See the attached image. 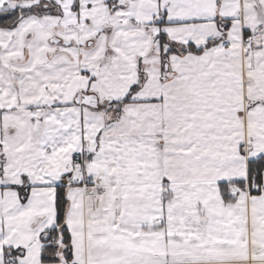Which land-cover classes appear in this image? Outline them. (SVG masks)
<instances>
[{"label": "crops", "instance_id": "crops-1", "mask_svg": "<svg viewBox=\"0 0 264 264\" xmlns=\"http://www.w3.org/2000/svg\"><path fill=\"white\" fill-rule=\"evenodd\" d=\"M27 1L0 10L19 9L0 26V127L10 110L44 108L68 141L38 171L11 173L3 149L0 264H264V171L260 191L248 184L264 156V0ZM85 107L114 117L93 115L71 153ZM59 186L83 262L61 238L58 261L43 260Z\"/></svg>", "mask_w": 264, "mask_h": 264}, {"label": "rangeland", "instance_id": "rangeland-1", "mask_svg": "<svg viewBox=\"0 0 264 264\" xmlns=\"http://www.w3.org/2000/svg\"><path fill=\"white\" fill-rule=\"evenodd\" d=\"M21 2L16 0H0V10L12 9L19 6ZM52 0H34L27 1L22 3V8L25 12L28 10H42L48 9L50 6H54ZM56 6V5H55ZM19 8V7H18ZM19 59H15V62L18 63ZM10 69L9 66H7ZM12 89L20 91L21 82L20 80H12ZM11 114L3 115V126L0 127V158L1 154H5L8 159V170L11 173H16V170L22 169L24 171H31L35 167V170L38 171L37 167H46L47 160V147H54V144H60L67 142L66 138L67 134L58 133L55 131L56 123L55 120L51 118H47V114H49V110L44 108L39 109H30V108H17L16 110H10ZM96 110H92L89 107H85L84 114H82V123L81 118L76 119L75 122V130L77 131V139L73 138V142L70 143L69 148L70 152L73 153L75 150H79V142L81 138L86 137L87 140L89 137V126H87L88 122L93 119V115H95V119L105 123L107 120H110L114 117V113L111 110L100 112V115L96 114ZM100 117V118H99ZM100 121V120H99ZM42 123L41 129L37 130V124ZM98 122V121H97ZM94 123V122H93ZM82 128V131H81ZM84 130L86 131V135L84 134ZM85 135V136H84ZM84 136V137H83ZM85 139V138H84ZM64 141V142H63ZM66 144V143H65ZM4 149V152L2 153ZM7 170V169H6ZM7 170V172H8ZM7 174L1 175L0 180L3 181L4 177ZM15 174H12V177ZM15 178V177H13ZM255 185V184H254ZM251 186V190L260 191V188H255ZM256 191V192H257ZM253 192V191H252ZM255 192V193H256ZM138 199H134V201H140V204L135 203V207H137V211H142V213H149L152 218L150 222H152L153 218H157L158 209L154 206H146L145 202L147 200L146 197H137ZM157 202V201H155ZM155 204L153 201L151 204ZM137 205V206H136ZM149 209V210H148ZM144 215V214H143ZM148 221V222H149ZM74 255V254H73ZM84 255V253H83ZM79 258L74 255V260L76 263L81 260L83 262L84 257ZM172 258H167L166 260H171ZM93 261V259H91ZM152 260H157L152 258Z\"/></svg>", "mask_w": 264, "mask_h": 264}, {"label": "trees", "instance_id": "trees-1", "mask_svg": "<svg viewBox=\"0 0 264 264\" xmlns=\"http://www.w3.org/2000/svg\"><path fill=\"white\" fill-rule=\"evenodd\" d=\"M16 1H23V0H16ZM19 10V9H18ZM18 10H14L13 12H9L6 15L0 16V26L9 25L12 21L17 18L19 13ZM165 35L160 36V42L162 46L165 45L166 41ZM211 44V43H209ZM195 50L193 47L186 49V51ZM172 52L175 51L174 48L171 49ZM177 51V50H176ZM264 171V156L257 159L252 160L249 162V178L248 184L253 186L254 184H262V175ZM243 184V187L246 186V183ZM227 185H221L222 191H226L225 187ZM255 193V191H253ZM27 193L24 192L23 195L25 197ZM68 201L66 197V190L64 186H59L58 188V195H57V207H58V226L50 231H48L47 235L44 237V240L47 242V245L43 251V260L45 262H56L58 261V241L61 238L62 243L64 245V255L67 261L71 262L73 260V250L70 240V234L66 229L65 226V213L67 209ZM20 251H12V254H19ZM9 252H7V255Z\"/></svg>", "mask_w": 264, "mask_h": 264}, {"label": "built area", "instance_id": "built-area-1", "mask_svg": "<svg viewBox=\"0 0 264 264\" xmlns=\"http://www.w3.org/2000/svg\"><path fill=\"white\" fill-rule=\"evenodd\" d=\"M256 36V34H254L252 37L248 38V40H250V42H252V39ZM82 160V156L81 155H75L74 156V161L76 162H80ZM68 181L70 183H74V184H86L87 181H85V179H82L81 177L75 175V173H70L67 177ZM254 187L257 189L259 188L258 184H255Z\"/></svg>", "mask_w": 264, "mask_h": 264}, {"label": "flooded vegetation", "instance_id": "flooded-vegetation-1", "mask_svg": "<svg viewBox=\"0 0 264 264\" xmlns=\"http://www.w3.org/2000/svg\"><path fill=\"white\" fill-rule=\"evenodd\" d=\"M47 8H49V7H47ZM51 8H53V7H51Z\"/></svg>", "mask_w": 264, "mask_h": 264}]
</instances>
